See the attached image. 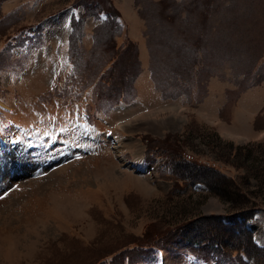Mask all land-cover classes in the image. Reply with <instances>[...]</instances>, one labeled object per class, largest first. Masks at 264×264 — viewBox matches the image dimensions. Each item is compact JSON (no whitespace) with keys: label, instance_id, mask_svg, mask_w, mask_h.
Wrapping results in <instances>:
<instances>
[{"label":"rangeland","instance_id":"rangeland-1","mask_svg":"<svg viewBox=\"0 0 264 264\" xmlns=\"http://www.w3.org/2000/svg\"><path fill=\"white\" fill-rule=\"evenodd\" d=\"M110 1L0 0V264H264V0ZM188 219L231 256L136 243Z\"/></svg>","mask_w":264,"mask_h":264},{"label":"trees","instance_id":"trees-1","mask_svg":"<svg viewBox=\"0 0 264 264\" xmlns=\"http://www.w3.org/2000/svg\"><path fill=\"white\" fill-rule=\"evenodd\" d=\"M80 1H82V4L86 7V10L91 11L93 8H95L96 11H98V12L102 11L108 15H110V14L118 15L117 10L112 7L110 0H80ZM86 10H84V12L81 13L82 14L81 16H84L85 13L86 14L88 13V12H86ZM115 50L116 51H114V56L111 60V64H110L109 68L107 69V72L106 73L103 72L100 76L103 79L106 78L109 80V82L111 83V89L112 90H116V89L118 90V88H120L119 85L121 84V82L125 83L126 79L129 80L130 73L132 72V69L130 68V58L132 60H133V58L136 59V50L137 49L135 48V44L132 40L125 38L123 40L122 46L118 49H115ZM129 56H130V58H129ZM134 69H135V71H137V67H135ZM116 96H121V94L119 93ZM179 135L180 134H177V133L172 134V135L167 133L162 138L158 139V141H159L158 144L161 146L162 143L168 142L171 137H173V140H175V139L179 140ZM239 147H240L239 145H236L235 149L237 150V148H239ZM174 156L182 157L179 154H176ZM185 157H187V156H185ZM144 158H146V157H144ZM188 160H189L188 162L194 163L189 158H188ZM199 166L203 167L204 165L199 164ZM208 167L209 166H206V168H208ZM214 172H217V173H215L216 175H214V179H213L212 175H210V176L207 175V177H208L207 184L210 187V189L224 194L227 199H229L230 201H233L232 207L237 209L236 211H237L238 217L244 216L243 203H245V201L248 198L247 194L244 192L245 190L243 188H240V186L237 183H235L231 178H228L224 173L218 171V169L216 167H214ZM195 220L196 219H188V220L182 222L179 226H177V228H176L177 230H174L171 233V235H172V237H174V239H171L169 237L170 233L168 231H167V233H166V231H164V232L160 231V233L147 232L148 227L151 224V222H148L145 229L143 230L142 238H140L136 243L141 245V247L145 246L146 248H151L154 246H164V245H161L162 242H167V241L169 242L170 241V244H172L171 246H174V247L175 246H177V247H179V246L191 247L194 250L205 248V249H208L207 251H212V253H213V251L219 252V250H221L220 252L223 254V257L224 256H231V254H229V252H226L225 249L223 248V246H221V244L219 243L220 241L214 240V237H215L214 231H216V229H214V228L210 229L208 226L202 227V229H200L199 231H196L197 235H195V238L193 240H191V236L196 234V232L193 231L194 233L192 232L193 234H190L189 230L192 226L189 227L186 225V223L194 224ZM159 239H161L160 243L158 241ZM247 243H248V245H251L252 242H251L250 237H248ZM247 243H245V245H247ZM252 245H253V248L255 247V248H258L261 250L264 249L263 248L264 246L258 245L259 246L258 247V246H255L254 244H252ZM260 247H262V248H260ZM192 249H191V251L194 252V250H192ZM241 250L238 252V254L242 253L241 255H245L248 258L249 256L245 252V249H241ZM230 262L236 263L235 259L234 260L231 259Z\"/></svg>","mask_w":264,"mask_h":264}]
</instances>
